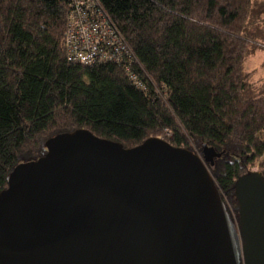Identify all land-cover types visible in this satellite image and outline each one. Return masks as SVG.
Returning <instances> with one entry per match:
<instances>
[{
    "label": "trees",
    "instance_id": "16d2710c",
    "mask_svg": "<svg viewBox=\"0 0 264 264\" xmlns=\"http://www.w3.org/2000/svg\"><path fill=\"white\" fill-rule=\"evenodd\" d=\"M99 1L134 60H68L71 0H0V192L55 135L82 128L125 147L159 136L211 145L200 151L238 217L235 180L260 156L264 174V79L246 67L264 49V0Z\"/></svg>",
    "mask_w": 264,
    "mask_h": 264
},
{
    "label": "water",
    "instance_id": "95a60500",
    "mask_svg": "<svg viewBox=\"0 0 264 264\" xmlns=\"http://www.w3.org/2000/svg\"><path fill=\"white\" fill-rule=\"evenodd\" d=\"M0 192V264H264V174L234 183L238 217L203 157L58 134Z\"/></svg>",
    "mask_w": 264,
    "mask_h": 264
},
{
    "label": "built area",
    "instance_id": "2783aa9c",
    "mask_svg": "<svg viewBox=\"0 0 264 264\" xmlns=\"http://www.w3.org/2000/svg\"><path fill=\"white\" fill-rule=\"evenodd\" d=\"M65 46L68 60L84 65L134 60L133 50L99 0H71ZM130 77L138 88L147 87V81L141 79L132 69ZM261 158L262 156L252 169L258 170Z\"/></svg>",
    "mask_w": 264,
    "mask_h": 264
},
{
    "label": "rangeland",
    "instance_id": "374dc122",
    "mask_svg": "<svg viewBox=\"0 0 264 264\" xmlns=\"http://www.w3.org/2000/svg\"><path fill=\"white\" fill-rule=\"evenodd\" d=\"M246 67H247V69L256 71V75L254 77L256 81H259V80L262 81L264 79V49H259L252 57H250L248 59V61L246 62ZM203 144L211 146L208 142H205ZM203 144L201 146H199L198 148L195 147V149H194V152H196L201 157H203V154H204L200 151V150H203V148H204ZM254 165H256V164H254ZM254 165H252V167ZM252 167H251V169H252ZM258 170L261 171L260 165H258ZM224 201L228 205L231 213L233 215H236L235 210H234L233 206L231 205V203L225 199H224Z\"/></svg>",
    "mask_w": 264,
    "mask_h": 264
}]
</instances>
